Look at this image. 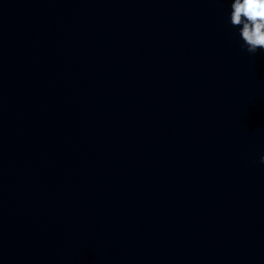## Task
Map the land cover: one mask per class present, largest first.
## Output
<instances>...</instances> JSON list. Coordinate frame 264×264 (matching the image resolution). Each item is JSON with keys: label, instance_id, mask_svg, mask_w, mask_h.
<instances>
[{"label": "water", "instance_id": "1", "mask_svg": "<svg viewBox=\"0 0 264 264\" xmlns=\"http://www.w3.org/2000/svg\"><path fill=\"white\" fill-rule=\"evenodd\" d=\"M232 2L0 0V264H264Z\"/></svg>", "mask_w": 264, "mask_h": 264}, {"label": "clouds", "instance_id": "2", "mask_svg": "<svg viewBox=\"0 0 264 264\" xmlns=\"http://www.w3.org/2000/svg\"><path fill=\"white\" fill-rule=\"evenodd\" d=\"M229 21L239 26L241 47L249 54L264 53V0H233ZM264 164V155L260 157Z\"/></svg>", "mask_w": 264, "mask_h": 264}]
</instances>
